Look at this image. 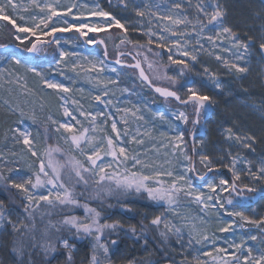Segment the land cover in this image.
Wrapping results in <instances>:
<instances>
[{
	"label": "snow or ice",
	"instance_id": "1",
	"mask_svg": "<svg viewBox=\"0 0 264 264\" xmlns=\"http://www.w3.org/2000/svg\"><path fill=\"white\" fill-rule=\"evenodd\" d=\"M129 2L132 3L135 15L141 18V21L147 19L148 24L151 25L152 18L155 17L157 21L169 22L162 26L157 25L160 27L159 34L151 29L143 34L148 36L147 43L149 45L156 43L160 49L167 47L168 61L179 67L176 75H168L165 71L161 76L159 69L168 66L149 61L148 57L144 56L148 71L152 73L150 76L146 73L141 61L136 59L141 55L139 51L136 52V56H132L136 62L127 64V67L138 70V78L141 82L166 101L168 98H173L185 108L191 107V116L186 111L173 112L172 116L183 124H188L191 119L194 138L202 112H207L215 104L212 97L200 92L195 87L188 86L190 74L194 70L195 63L198 62L197 53L200 50L209 51L202 41L206 40L213 49L219 47L222 51L231 52L235 61H246V54L249 53L253 38L249 36L247 41L242 40L233 28L223 26L225 12L218 4L215 5L213 11L209 12L204 6L203 0H200L195 7L205 19H200L197 16L193 23L187 15L177 12V10L183 9V0H172L170 6L163 11H161L160 3L154 2V0H139V2L121 0L125 8L129 6ZM187 4L191 6V0H187ZM0 21L5 22L0 25V32L7 30L12 40V43L9 44L0 42V62L3 65L0 66V73L7 71L13 65L23 68L25 73H32L39 77L46 88L52 89L58 95V99L63 102L61 104L63 116L67 119L60 122L49 115L47 120L53 125H58L55 128L57 133H61L63 130L60 139L65 144L71 145V149L66 151L59 143H48V140L51 139V130L47 123L38 120L35 113L28 115L18 106L11 109L19 113L20 119L17 126L10 128L9 131L12 133L14 142L22 144L24 147L20 153L12 152L10 154L12 157H19L18 160L9 159L3 152H0V187L9 193L13 202H15V194L11 190L16 189L21 194L22 200L26 201L21 205L26 216L25 219L14 223L11 220V211L4 201L0 200V227H3L6 221L12 226L13 232L19 234L18 246L12 249L14 252L23 255L26 249H38L43 252L46 258L51 257L47 264H52V261L57 259V254L64 255L63 264H74L73 255L76 250L74 239L91 238L93 243L88 264H111L108 258L109 245L103 242V238L106 232L110 235L123 229L124 226L119 221L109 223L105 220L101 222L102 209L108 200L115 199L123 212L139 214L140 209L131 199L133 196L146 198L156 204L167 205L166 212H171L180 223H174L165 213H161L151 218L150 225L154 226L164 242H167L170 237H176V242L180 243L182 247H184L183 233L186 230L188 236L186 246L197 252L200 249H195L194 245H200L203 248L208 242H211L215 246L219 239L214 233L211 236L208 234V225L211 220L207 217H216L217 231L220 233L234 232V225L243 228L246 224L256 226L260 228L261 232H264V218L250 219L241 211L229 210L230 207L235 209L240 206L242 201L253 202L257 198L264 200V160L260 162L256 171H253L251 161H243L238 155L232 156L229 152L231 163L219 166L227 168L231 173V179H228L219 173V168L208 154L201 153L199 164L204 171H199L192 156L186 151L185 132L169 121L176 134L168 136L167 133L161 132L160 136L167 140V143L162 144V147H170V155L174 157L175 165L181 167L182 170L177 172L175 167L164 169L163 165L150 162L146 153L142 155L139 151H130L125 146L117 122L112 119L110 113L106 114L104 109L94 113L85 111L79 101L72 100V103L77 105L75 111L87 121L88 126L86 127L77 115L69 110L68 100L70 97L59 95V93H69L72 89L49 79L45 72L40 70L39 62L46 58L49 48H54L59 53L58 68L62 63L67 67L66 58H78L72 60L73 71L79 67L86 74L97 73L95 77L88 76L93 88L98 90V94L91 97L92 100L103 105L104 108L114 106L113 99L108 97H115L116 92L123 95L130 90L127 87H119L121 83L119 76L117 79L102 78L99 73L105 70L109 56L106 42V39L111 38L109 30L119 28L124 33L129 31V28L120 19L101 8L99 3L90 6L87 0H67L65 3H61V0H28V3H23L21 0H0ZM181 25L185 26L184 31L179 30ZM189 25H191V32L187 31ZM73 31L78 34L77 40L81 37L85 38L83 41L85 45H104L103 56L89 51H66L64 44L61 43V37L57 34ZM101 32L109 33L108 37L97 38L95 35H90V33ZM206 32L207 35H205ZM193 34L195 36L194 44L189 39ZM152 37H157L158 42L154 41ZM170 37H175V39H170ZM224 40L228 41L230 47H223ZM129 44L137 49L144 47L138 41L133 42L128 39L125 34L120 39V43L115 45L117 55L115 63L122 64L124 61L121 57L132 55L131 51L126 53L121 50V45ZM189 44L192 45L191 50H189ZM259 47L264 50V34L261 36ZM173 49L178 54L177 58H174ZM233 49L235 51H232ZM147 50L153 52L151 47ZM153 55L159 57L161 53L153 52ZM215 59L229 71L235 70L236 73L248 71L246 65L241 66L239 63L230 62L220 55H215ZM85 65L88 67L86 68ZM111 71L116 72V69L112 68ZM204 73L209 76V80L216 89L223 88L215 73H211L207 67H204ZM9 75L11 76L13 73H9ZM61 75H64L63 71H61ZM181 78L185 81L181 87H187L185 98L178 94V90H172L180 83ZM21 79L23 77L17 75L14 81L10 80L9 82L18 83ZM161 79L166 80L171 87H161L154 83ZM78 91L83 92L84 90L78 89ZM4 103L11 108L8 100H5ZM125 103L132 102L128 100ZM132 107L136 110L132 112L134 116L141 111L138 104H132ZM143 107L151 111L146 103ZM117 111L127 113L130 109L117 108ZM153 115H158L162 121L167 119L164 113H153ZM137 118L144 120L143 115ZM25 119L30 120L33 125L43 127L46 144L43 151L38 150L37 147L40 143L41 133L38 131L33 136L32 131L23 126ZM109 119L112 120L111 132L115 135H110L105 129ZM121 119L124 120V117L122 116ZM124 122L127 124V120ZM97 132L101 135H97ZM226 133L228 139H235L236 143L243 148L252 149L255 137L235 135L232 128L226 129ZM125 135H127L126 129ZM142 135L153 138L151 129ZM132 139L138 145L144 143L143 139H137L135 136ZM252 150L254 151V149ZM156 151L158 152L159 149ZM193 151H195V146ZM75 152H78L82 159L75 155ZM165 155H169V153H165ZM109 157L111 159L106 160ZM30 158L35 159L20 165V161ZM181 158L187 163H182ZM238 162H242L245 167L237 168ZM165 163L172 165L173 161L166 160ZM14 164L16 167L12 166ZM13 173L15 175H12ZM209 173H213V175L209 176ZM165 176L169 179H162ZM244 176H247L252 182H260L261 186L256 187L245 183ZM78 188H82V190L77 191ZM225 193L227 195H224ZM183 197L193 198L197 204L202 206L201 211L204 212V215L189 216L182 213L180 201ZM93 200L98 202L101 210L91 206L90 202ZM112 206L110 203L107 204L108 208ZM75 209H83V217L74 214ZM54 210L59 217L56 220L51 219ZM225 214L238 219L224 220ZM37 215H39V223ZM45 217H48L46 222ZM144 219H147V215L144 216ZM128 231L134 238L143 239L144 244H148L146 238L149 231L148 225L141 222L138 233L136 225L132 224L128 226ZM249 238L253 241L257 239L254 235ZM224 239L228 247H214V250L217 253H225L229 249H235V252L231 253L230 259L221 257L223 264H264V248L260 249L258 255H253L252 247H246L247 242L243 237L240 238L239 243L235 241L229 243L227 238ZM117 242L115 239L110 241L111 245H116ZM202 255L211 257L212 261L217 259L212 256L211 252H203ZM57 264L60 262L57 261ZM129 264H135V261H129ZM171 264H175V261L172 260ZM180 264H209V262L201 259L199 255L193 256L192 260H189L185 255Z\"/></svg>",
	"mask_w": 264,
	"mask_h": 264
},
{
	"label": "rangeland",
	"instance_id": "2",
	"mask_svg": "<svg viewBox=\"0 0 264 264\" xmlns=\"http://www.w3.org/2000/svg\"><path fill=\"white\" fill-rule=\"evenodd\" d=\"M21 2L28 3V0H21ZM65 2H67V0H61V3ZM87 2L90 6L95 3H99L101 8L110 12L117 19H120L121 22L129 28L127 33H124L123 30L119 28H112L109 30L111 38L106 39L109 59L116 58L115 45L120 43V39L125 34L128 39L133 42H137L139 40L147 42L148 36L143 34L145 31L151 29L159 34L160 27L157 25L159 24L162 26L163 24L169 23L168 21H157L155 17L152 18L153 23L151 25L148 24L147 19L141 21V18L135 15L131 2H129V6L127 8L123 6L121 0H118V4H112L110 6H107L104 0H87ZM136 2H139V0H136ZM154 2L160 3L161 11H163L170 6L172 0H154ZM183 2V9L177 10V12H182V14L187 15L193 23H195L197 16H199L200 19H205L202 14L197 12L195 7L200 0H191V6L187 4V0H183ZM203 3L209 12L214 10L215 5H220L222 10L225 12V16L223 17V26L233 28L242 40L247 41V38L250 36L253 38V41L251 42L249 53L246 54V61H235V57L231 54V52L222 51L219 47L213 49L206 40L202 41L205 48L209 51L205 52L200 50L197 53L198 62L195 63L194 70L191 75L198 86H201L204 90L211 93L210 97H212L215 101V104L212 106L213 112L210 116L212 127L205 126L204 133L202 134L203 139L195 142L196 138H194L192 146L190 138L193 128H188V124L176 121L172 116V113L176 111H186L191 114L192 109L188 108L186 110L175 107L170 103H162V99L155 100L153 96L147 94V90L142 86L143 83L139 81L134 72L125 73L117 66L106 62L105 70L102 73H99V75L102 78L112 79H117V76H119L121 81L119 87H127L130 91L128 93H124L123 95L120 92H116L115 97H108L109 99H113L114 106L104 108L103 105H100L91 98L92 96L98 94V90L93 88L92 83L89 82L88 76L91 75L95 77L97 73L92 72L86 74V72L81 70L79 67L75 71L72 70V60L78 58L68 57L66 58L67 67L62 63L58 68L57 61L59 59V53L54 48H51V57L46 56L44 60L53 58L54 62L52 65L46 66L45 69L41 71L45 72L49 79L60 82L72 89L69 93H59V95L70 97L68 100L69 110L73 111L86 127L88 126L87 121L84 117L79 116V113L75 111L77 105L73 104L72 100L79 101V103L83 105V109L85 111H92L94 113L95 111L104 109L106 114L110 113L112 119H115L117 122V127L121 132L125 146L130 151H139L142 155L146 153L150 162H154L157 165H163L164 169L175 167L177 172L182 170L181 167L175 165V159L170 155V147H162V144L167 143V140L160 136L161 132L167 133L168 136L176 134L169 124V121H171L172 124L177 125L180 130L185 132L184 138L187 142L186 151L190 156H192L195 163V151H193L194 146L195 149L197 147V150L199 151L198 159L201 153H206L212 158L213 163L219 169L228 170L227 168L219 166L221 164L231 163V157L228 155V153L231 152L232 156L238 155L243 161H251L252 170L256 171L260 162L264 160V62L258 53L261 36L264 34V0H203ZM209 5H211V7H209ZM69 19H71V17H69ZM4 23V21H0V25ZM179 30L184 31L185 26H179ZM187 31L191 32V25L187 26ZM164 34L167 35V33ZM207 34L208 33L206 32L205 35ZM212 34L214 35L215 33ZM90 35H95L97 38H107L109 33H90ZM81 39L84 41L85 38L81 37ZM152 39L158 42L157 37H152ZM170 39H175V37H170ZM189 39L192 41V44L195 43L194 34L189 37ZM65 41H67V43H65ZM61 43L64 44V49L70 52H84L89 51L87 48H95V45H80L75 38L66 36L61 37ZM153 45L157 46L156 43H153ZM127 46L129 47L131 44L121 45V48H125ZM188 47L189 50H191L192 45L189 44ZM223 47H230L227 40L223 41ZM164 50L169 55L168 48L166 47ZM232 51L235 50L233 49ZM89 52H92V50ZM94 53L98 56H103L96 51ZM173 55L174 58L178 57V54L175 53V49H173ZM215 55H220L223 58L228 59L230 62L239 63L241 66L246 65L248 71L246 73H236L235 70L229 71L220 61L215 59ZM148 59L149 61H155L152 57H148ZM0 66H3L2 62H0ZM85 67L87 68L88 66L85 65ZM204 67H207L211 73L216 74L217 78L223 85L222 89H216L214 87L209 80V76L204 73ZM112 68H115L116 72H112ZM61 71L64 72V75H61ZM146 71L150 76L152 75V73L148 71L147 63ZM159 72L160 75L163 76L164 70L162 68L159 69ZM9 73H13V75L10 76ZM17 75L22 76L23 79H21L18 83H10L9 81H14L15 76ZM164 82L166 81L163 79L154 81L157 86L168 87L164 84ZM78 89H83L84 91L80 92ZM185 90L187 92V88ZM89 93H91V95H89ZM5 100L10 102L11 108L8 104L4 103ZM128 100L132 103H125V101ZM62 103L63 102L58 99V95L54 93L52 89L46 88L40 81L39 77L33 75L32 73H25L23 68H17L13 65L9 67L7 71L0 73V152H3L9 157V159L18 160L19 157H12L10 154L12 152L20 153L21 149L24 147L22 144H16L14 142L12 139V133L9 131L10 128L17 126V122L20 119L19 113L11 110L17 106L28 115L35 113L38 120L44 121L48 124V127L51 130V139L48 140V143H59V145L66 151L70 150L71 145L65 144L64 141L60 139L63 130H61V133H57L55 128L58 125H53L47 120L49 115H51L53 119L60 122L67 119L63 116V108L61 107ZM145 103L151 111H148L143 107ZM132 104H138L141 108V111L136 113L135 116L132 115V112L136 111L135 108L132 107ZM117 108H127L130 109V111L127 113L124 111L118 112ZM153 113H164L167 119L162 121L158 115L154 116ZM140 115L144 116V120L137 118ZM122 116L124 117V120H127V124H125L124 120L121 119ZM98 119L102 120L103 118ZM111 122L112 120L109 119L105 125V129L110 135H115L111 132ZM73 123L75 122L73 121ZM23 126L28 127L32 131L33 136H35L38 131L41 133L40 143L37 147L38 150L43 151V148L46 146L43 137V127L41 125H33L31 121L27 119H25ZM228 128H232L235 135H240L241 137L250 135L255 137V141L252 144V149H254V151L252 149L243 148L241 145L236 143L235 139H228L226 133V129ZM125 129L127 130V135H125ZM149 129L152 131L153 138L142 135ZM188 130H190V133L186 132ZM200 131L201 127H199L196 133ZM96 134L101 135L99 132ZM134 136L137 139H143L144 143L142 145L136 144L132 139ZM186 137H189L191 152ZM153 145H155V148H153ZM156 149H159V151L157 152ZM165 153H169V155H165ZM74 154L79 157L78 152H75ZM79 158L82 159V157ZM32 159L35 158L22 160L20 161V165L22 166L29 163ZM110 159V157L106 158V160ZM166 160H172L173 164L169 165L165 163ZM181 162L187 163L186 161H183L182 158ZM12 166L16 167L15 164ZM243 167H245V165L242 162L237 163V168ZM12 175H15V173ZM162 179L167 180L169 178L165 176L162 177ZM243 180L245 183H250L253 186H261L260 182H252L247 176H244ZM197 183H199V181H197ZM224 195H227V193ZM23 202L26 203V201ZM201 207L202 206L197 204L191 197H183L180 201V211L189 216L204 215V212L201 211ZM166 208L167 205L157 204L155 205V208L148 210L147 217L151 219L154 215L165 213V215L169 219L173 220L174 223L179 224L180 221L176 219L171 212H166ZM229 210L233 211L232 209ZM243 213L250 219L259 220L264 218V202H257L253 206L244 209ZM207 218L211 220V223L208 225V234L211 236L214 233L217 237H219L215 246H213L211 242H208L203 248H201L200 245H194L195 249H200L199 252L187 248L186 245L188 236L187 231L185 230L182 241L184 247H182L180 243L176 242V237H173L175 246L172 248V254L177 262L180 263V261L184 259L185 255H187L189 260H192L193 256L199 255L201 259L207 260L209 264H223L221 257H223V259H230L231 253L235 252V249H229V251L225 253H217L214 250V247H228L224 238H227L229 243L232 241L239 243L240 238L243 237L247 242L246 247H252L253 255H258L260 249L264 248V232H261L260 228L251 224H246L243 228H240L238 225H234V232L220 233L217 231L218 223L216 217L211 216ZM223 218L224 220L238 219L235 217H228L226 214ZM11 220L16 223L19 220H22V217L19 214L14 213L11 214ZM11 231H13L12 226L6 221L3 227H0V264H12L6 252L7 241ZM253 235L257 237L255 241L249 238ZM203 252H211L212 256L217 257L216 261H212L209 256H203ZM144 253L149 254L150 248L146 247ZM237 255H239V253H237Z\"/></svg>",
	"mask_w": 264,
	"mask_h": 264
},
{
	"label": "trees",
	"instance_id": "3",
	"mask_svg": "<svg viewBox=\"0 0 264 264\" xmlns=\"http://www.w3.org/2000/svg\"><path fill=\"white\" fill-rule=\"evenodd\" d=\"M104 1L106 2L107 6H110L112 4H118L117 3L118 0H104ZM58 36L60 37L66 36V37L76 39L77 34L73 31V32H68V33H59ZM77 41L80 45L84 46L83 40L81 38H79ZM0 42L6 43V44L12 43V40L7 30L0 32ZM138 42L139 44L144 45V47L137 49V48H133V45H131L129 47L127 46L125 48H121V50L125 52L131 51V53L135 56H136V52L139 51L141 55L137 56V58L141 61L142 66L145 68V71H146V63L144 61V56H147V57H152L155 60V62H157V64L167 65L168 66L167 68H164V67H161V68L164 70V72L167 71L168 75L177 74V69L179 66L172 65L171 62L168 61V58H167L168 54L164 49H160L153 44L149 45L144 40H139ZM149 47L152 48L153 52H160L161 55L159 57L154 56L153 52H149L147 50ZM49 49H48L49 51L47 53V56L51 57V54H52L51 48ZM95 51L103 55V52L100 47H97L92 52H95ZM125 61L130 62L128 58H125ZM53 62H54L53 58L49 60L48 59L41 60L39 62L40 70L45 69V67L48 65H52ZM118 68L123 70L125 73H128V72L135 73V71H132L129 69L120 68V67ZM166 82H164V84L167 85L168 87H171V85H169L168 82L167 83ZM184 83H185L184 79L181 78L180 83L176 85L175 88L172 89V90H179L178 94H180L182 98H185L184 96H186V93H187L185 90L187 87H181V85H184ZM142 86L143 88L147 90L148 95L153 96L155 100H159V98L147 86H145L144 84H142ZM188 86L199 88L198 90L200 92L206 95H209V96L211 95L209 91L204 90L201 86L197 85L196 81L193 79L191 74H190ZM161 101L162 103H170L175 107H179V108L186 109V110L188 108L189 109L191 108L190 106L187 108L179 106L172 100H167V101L161 100ZM205 117H206V113L202 112L201 118H200V124L197 128V131L199 127H201L202 118L204 120ZM205 126L212 127L211 118L207 119V121L205 122ZM187 127L193 128L191 124V119ZM186 132L190 133V130ZM202 139H203V136L201 135L195 139V142L200 141ZM186 140L188 141V144H189V137H186ZM189 148L191 152L190 144H189ZM198 152L199 151L197 150V147H196L195 153H194V157L196 159V167H197V170L204 171V169H202L199 164ZM219 170L222 171L221 174L225 178L231 179V173L228 170L226 169H219ZM212 175L213 174L209 176H212ZM81 190L82 188L77 189V191H81ZM11 192L15 194V202H13L10 199L9 193L6 192L2 187H0V200H3L5 202L6 206L11 211V214H14V213L19 214L22 217V219H25L26 213L24 212L23 207L21 206L24 203L22 200L21 194H19L16 189H12ZM131 199L134 200L136 207L140 209L139 214L123 212L120 209L115 199L108 200L102 209L101 222H104L105 220H107L109 223L113 221H119L124 226L123 229H119L118 232L111 233L110 235L106 232L103 238V242L109 245L108 258L111 261V264H129V261H135V264H164L165 262L171 263L172 260L175 261V264H180L179 262L176 261L175 257L172 254V248L175 246L173 237H170V239L167 242H164L162 238L159 237L154 226L150 225L151 219L148 217L147 219H144V216L147 215L148 210L155 208V205L157 204L155 202L149 201L146 198H142L139 196H133ZM259 201L264 202V200L262 199H259L258 202ZM90 203H91V206L97 207L98 210H101L97 201L93 200ZM108 203L112 204L113 206L111 208H108L107 207ZM253 205L254 204H252L251 202H241V205L236 207L235 209H232L231 207L229 209H232L233 211L244 212V209H247ZM74 214L83 217L84 215L83 209H75ZM58 218L59 217L55 214V210H54L51 219L56 220ZM47 219L48 217H45V222ZM37 221L39 223V215H37ZM141 222H143V224L145 225H148V228H149V231L146 237L148 240L147 245L144 244L143 239L138 240L134 238L131 232L128 231V226L134 224L136 225L137 232L139 233L140 228H141ZM19 239H20V236L18 233H14L13 231L9 233L6 252L12 264H47V261L51 259V257L46 258L43 252L38 249H32V248L26 249L23 255H20L17 252H14L12 249L13 247L18 246L17 242ZM113 239L118 241L116 245H111L110 241ZM74 243L76 244V250L73 255L74 264H88L90 255H91V247L93 243L92 239L91 238L74 239ZM146 247L150 248L149 254L144 253V250H146ZM64 259L65 257L63 254H57V259L53 260L52 264H57V261H59L60 264H63Z\"/></svg>",
	"mask_w": 264,
	"mask_h": 264
},
{
	"label": "water",
	"instance_id": "4",
	"mask_svg": "<svg viewBox=\"0 0 264 264\" xmlns=\"http://www.w3.org/2000/svg\"><path fill=\"white\" fill-rule=\"evenodd\" d=\"M99 46H101V48H102V51L104 52V45H99ZM90 49V48H89ZM127 53V52H126ZM258 53L260 54V57L262 58V60H263V62H264V50H261L260 49V47L258 48ZM132 56H135V55H131V56H129V55H125L124 57H121V59H123V58H128V59H130L131 60V63H126V62H124V63H122V64H117V63H115V60L114 61H110L109 59H107V63L108 64H113V65H116V66H119V67H123V68H126V69H129V70H133V71H135L136 72V75H137V77H139V72H138V70H136V69H133V68H129V67H127V64H134L136 61L135 60H133L132 59ZM116 58H117V56H116ZM136 59H138L137 57H136ZM139 60V59H138ZM139 79V78H138ZM139 81L141 82V80L139 79ZM144 85H146V84H144ZM147 86V85H146ZM148 87V86H147ZM149 88V87H148ZM159 99H162V100H165L163 97H161L158 93H156L153 89H151V88H149ZM168 100H172V101H174L176 104H178L179 106H182V107H185L184 105H182V104H180L178 101H176L175 99H173V98H168ZM212 112H213V108H210L207 112H206V117H205V119L203 120V123H202V128H201V131L200 132H198V133H196V130H197V128H198V125L196 126V130H195V137L194 138H197V137H199V136H201L203 133H204V130H205V122L207 121V119H209L210 118V116H211V114H212ZM194 138H193V135H191V138H190V143H191V146L193 145V142H194ZM194 161V160H193ZM219 173L221 174L222 173V171H220L219 170ZM211 174H213V173H209V175H211ZM194 175V174H193ZM258 200H259V198H257L255 201H253V202H251L252 204H255V203H257L258 202ZM242 202H247V201H242ZM164 264H171L170 262H165Z\"/></svg>",
	"mask_w": 264,
	"mask_h": 264
},
{
	"label": "flooded vegetation",
	"instance_id": "5",
	"mask_svg": "<svg viewBox=\"0 0 264 264\" xmlns=\"http://www.w3.org/2000/svg\"><path fill=\"white\" fill-rule=\"evenodd\" d=\"M97 47H98V46H97ZM97 47H96V48H97ZM96 48H95V49H96ZM95 49H94V50H95ZM114 60H115V59H110V61H114ZM122 60H123L124 62H126V61H125V58H123ZM127 63H129V62H127Z\"/></svg>",
	"mask_w": 264,
	"mask_h": 264
}]
</instances>
